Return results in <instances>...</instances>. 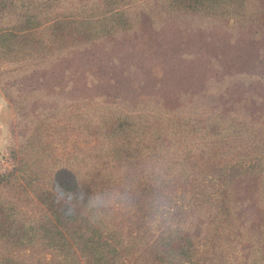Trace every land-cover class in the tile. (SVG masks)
<instances>
[{"label": "trees", "instance_id": "16d2710c", "mask_svg": "<svg viewBox=\"0 0 264 264\" xmlns=\"http://www.w3.org/2000/svg\"><path fill=\"white\" fill-rule=\"evenodd\" d=\"M169 2L205 15L247 13L246 0ZM257 13L264 20V9ZM122 15L57 17L45 41L26 21L0 29V47L17 60L44 57L111 34ZM234 102L197 119L178 104L116 110L91 101L45 113L10 150L12 169L0 173V264L190 263L199 243L213 236L207 223L214 217V229L232 232L243 257L238 264H264V98L238 99L240 108ZM61 132L86 145L61 152ZM198 186L205 215L164 229L152 243L126 234L111 204L117 191L143 207L168 188ZM21 251L39 258L19 260L14 253ZM45 254L48 260L40 258Z\"/></svg>", "mask_w": 264, "mask_h": 264}, {"label": "rangeland", "instance_id": "374dc122", "mask_svg": "<svg viewBox=\"0 0 264 264\" xmlns=\"http://www.w3.org/2000/svg\"><path fill=\"white\" fill-rule=\"evenodd\" d=\"M246 1L247 13L235 16L179 11L169 0H0V29L29 21L40 41L46 40L45 31L60 16L123 14L111 34L44 57L17 60L0 47V91L8 98L2 114L6 141L0 144V173L12 169L10 150L25 140L45 113L59 112L55 110L91 101L116 110L178 104L197 119L217 105L235 101L240 108L238 99L264 98V20L260 22L257 13L264 9V0ZM55 141L61 152L75 142L86 145L85 138L65 132ZM203 175L208 180L211 172L205 169ZM168 189L143 207L118 191L114 194L111 204L126 234L145 236L152 243L164 229L205 215V204L198 201L201 187ZM211 223L207 226L213 236L201 241L192 262L184 264L241 263L242 252L232 232L226 226L214 229L219 224L215 217ZM14 256L39 258L29 251ZM40 258L48 260L49 255Z\"/></svg>", "mask_w": 264, "mask_h": 264}, {"label": "crops", "instance_id": "0c3cea01", "mask_svg": "<svg viewBox=\"0 0 264 264\" xmlns=\"http://www.w3.org/2000/svg\"><path fill=\"white\" fill-rule=\"evenodd\" d=\"M8 103L3 95V93L0 91V144H4L6 141V134H5V124L2 120V114L4 111H6Z\"/></svg>", "mask_w": 264, "mask_h": 264}]
</instances>
